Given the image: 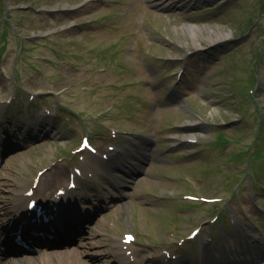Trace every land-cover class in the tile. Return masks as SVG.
Returning <instances> with one entry per match:
<instances>
[{"label": "rangeland", "instance_id": "374dc122", "mask_svg": "<svg viewBox=\"0 0 264 264\" xmlns=\"http://www.w3.org/2000/svg\"><path fill=\"white\" fill-rule=\"evenodd\" d=\"M189 23L202 32L191 36ZM210 30L229 35L212 42ZM20 91L21 99L1 109L0 136L28 145L10 146L14 153L0 163V195H11L15 178L30 182L53 162L52 172L62 167L67 182L70 168L60 162L70 159L63 155L73 138L65 113L93 132L101 154L109 143L118 147L109 159L93 156L96 179L74 192L77 202L70 205L74 215L88 198L114 206L84 223V242L78 235L71 249L46 250L36 261L49 254L52 263L53 256L79 249L90 264H172L169 255L178 250L172 244L200 227L176 261L200 264L202 253L240 252L245 238L254 244L242 222L225 223L230 207L247 228L257 225L253 235H263L264 0H0V99L19 98ZM31 92L40 95L31 99ZM60 104L62 114H46L32 138L20 132L22 125L31 131L23 118L36 121L46 106L53 113ZM190 124L201 125L184 130ZM115 127L123 134L118 140L108 134ZM188 134L199 136L194 148L181 142ZM150 147L159 158L134 183H124L125 170ZM127 190L131 197L110 203ZM186 193L224 201L184 200ZM214 213L224 233L222 222L210 220ZM209 230L213 241L204 245ZM126 232L136 239L124 249Z\"/></svg>", "mask_w": 264, "mask_h": 264}, {"label": "bare ground", "instance_id": "6f19581e", "mask_svg": "<svg viewBox=\"0 0 264 264\" xmlns=\"http://www.w3.org/2000/svg\"><path fill=\"white\" fill-rule=\"evenodd\" d=\"M157 4H161V3L159 2ZM185 27L188 29L189 33L193 37H196L197 35H199L202 32V28L200 26L192 24V23L186 24ZM210 31H211L210 35L213 33L211 35L212 36L211 37L212 42H216L219 39H222L223 37H226L229 35V33H220L219 34L214 30H210ZM187 138H192V136L189 135V136H187ZM0 172H1V170H0ZM54 176L56 178H59L58 174H56ZM128 177H130V176L125 173L124 177H123V182L126 181ZM18 183H21L20 184L21 188L17 191L19 194L14 197L15 205L13 207H9L11 204L7 205L8 203L5 202V199H7L8 195L7 196L0 195V202L5 203L3 205V207L6 206L8 210L12 209V213L16 212V213L24 214L26 212V205H24L25 202L22 203L24 201V197H23V192L21 193V191H23V190L26 191L29 186H28V183L26 181H22V182H18ZM43 196L44 197L47 196V192L42 193L41 197H43ZM131 196H132L131 192H128V191L124 192L123 194L116 195V197H118V198H128ZM65 197H67L66 202H70V203L76 202V200H74V197L72 196V193L65 196ZM94 208H95V206H94ZM41 250L43 252L46 251L45 248H42ZM81 253H82V251H81ZM92 254H94V253H92ZM49 256L50 255H48V254L42 255V258H39V260H38L39 264H90L81 257L79 249H75V252L73 254L72 253L70 254L68 252L66 254H60V255L53 256V258H54L53 262L50 263L51 261L50 262L48 261V263H46L47 260L50 259ZM38 261H36V257H34L31 260H24V259L19 258V257H14V258H10L9 260L5 261L3 264H30V263L38 264Z\"/></svg>", "mask_w": 264, "mask_h": 264}, {"label": "snow or ice", "instance_id": "6c2138e0", "mask_svg": "<svg viewBox=\"0 0 264 264\" xmlns=\"http://www.w3.org/2000/svg\"><path fill=\"white\" fill-rule=\"evenodd\" d=\"M128 239L130 240V239H132L131 237H128Z\"/></svg>", "mask_w": 264, "mask_h": 264}]
</instances>
